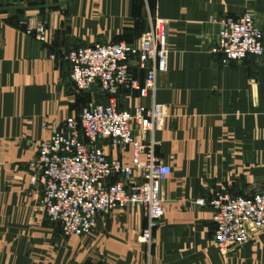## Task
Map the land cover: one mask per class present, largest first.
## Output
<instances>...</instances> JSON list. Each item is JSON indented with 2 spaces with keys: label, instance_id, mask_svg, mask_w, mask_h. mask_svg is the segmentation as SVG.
Segmentation results:
<instances>
[{
  "label": "crops",
  "instance_id": "1",
  "mask_svg": "<svg viewBox=\"0 0 264 264\" xmlns=\"http://www.w3.org/2000/svg\"><path fill=\"white\" fill-rule=\"evenodd\" d=\"M63 1L0 0V9ZM245 12L264 44V0H68L0 13V264H264V232L219 254L207 205L215 193L264 191V56L222 65L209 53L220 22ZM155 18L165 21L167 48L154 98L167 118L154 134L155 154L170 173L159 183L163 215L151 247L140 240L138 208L99 215L89 235L66 237L43 213V186L29 164L40 142L102 96L75 89L64 56L95 44L136 46ZM38 23L45 43L25 33ZM129 74L141 84L142 71L131 66ZM138 105L149 99L122 91L116 98L130 114ZM100 147L129 165V150ZM198 198L203 207L193 204Z\"/></svg>",
  "mask_w": 264,
  "mask_h": 264
},
{
  "label": "built area",
  "instance_id": "2",
  "mask_svg": "<svg viewBox=\"0 0 264 264\" xmlns=\"http://www.w3.org/2000/svg\"><path fill=\"white\" fill-rule=\"evenodd\" d=\"M25 33L40 43L46 41L42 23L27 25ZM209 53L219 55L222 65L246 56L261 59L263 36L251 14L222 20ZM166 57L165 21L158 18L149 20L136 46L95 44L64 56L75 89L83 92L96 87L102 96V102L67 118L48 140L40 142L37 157L29 164L43 186L40 207L64 236H87L99 215L138 208L145 219L140 240L149 251L163 215L159 183L170 173L155 154L159 142L154 138L167 118L163 105L154 101L156 78L166 72ZM131 66L143 72L141 84L130 76ZM121 91L148 98L149 105H138L131 114L118 110L116 98ZM103 143L121 152L129 150V165L108 157L100 147ZM193 204L203 207L205 202L198 198ZM207 205L214 225L213 243L221 255L264 232V191L249 198L215 193Z\"/></svg>",
  "mask_w": 264,
  "mask_h": 264
},
{
  "label": "water",
  "instance_id": "3",
  "mask_svg": "<svg viewBox=\"0 0 264 264\" xmlns=\"http://www.w3.org/2000/svg\"><path fill=\"white\" fill-rule=\"evenodd\" d=\"M68 0H64L62 3L58 4H52V5H45V6H38V7H19V8H5V9H0L1 12H17V11H31V10H42V9H53V8H58L61 6L66 5ZM93 90H96V87H91V89L85 91V93H89Z\"/></svg>",
  "mask_w": 264,
  "mask_h": 264
}]
</instances>
